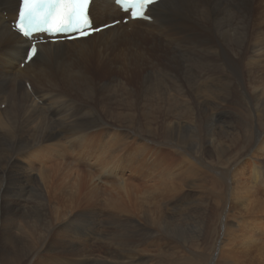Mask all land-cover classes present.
<instances>
[{
    "label": "bare ground",
    "instance_id": "1",
    "mask_svg": "<svg viewBox=\"0 0 264 264\" xmlns=\"http://www.w3.org/2000/svg\"><path fill=\"white\" fill-rule=\"evenodd\" d=\"M19 3L20 0H0V195H27L34 186H39L38 189L44 198L62 199L65 184V182L63 184V180H71L69 178L70 172H61L60 169L51 171L50 167L59 165L60 162L65 161L64 159L73 161L72 163L77 160L76 163L88 164V167L96 163V161L93 163L95 157L92 154L93 151L90 150H94L97 143L108 145L107 139L112 134L111 127H114V124L102 114L103 111L110 113L108 110L102 109L96 112L92 106L106 100L110 91L125 89L127 92L128 89L126 88L135 84L148 88L155 87L159 83L160 75L167 72L164 75L167 77L169 76L168 73H171V79H173V84L179 93L184 88L182 81L192 84L199 80L196 85H193V87L196 86L194 88L196 95L194 94V96L197 100L213 97L215 101L223 103L232 101L236 104L238 102L235 95L236 91L231 88L235 86L239 89L241 87L242 81L246 79V77L245 79L242 78L243 71H247L250 78L248 81L253 87L255 75L258 76L262 72L260 69H263L264 0H162V2L152 5L148 9L147 15L152 19L150 23L144 21H131L127 25L120 23L116 27L108 28L99 34L89 36L87 39L40 44L38 55L24 68H21V64L24 63L25 53L30 42L13 31L11 25L16 19ZM89 15L95 26L93 28L112 24L115 21L113 19H118L121 16L128 18V15L122 14L112 0H93ZM253 21L259 28L256 32L263 36L260 35V38L255 34L253 42L246 45L248 40L247 27ZM104 22L105 24H103ZM235 22H238L237 25L240 23V25L234 27ZM165 47L166 50H164ZM160 51L163 56L167 57L164 64L157 60L160 55L156 52ZM172 68L178 70L179 75L173 76L177 72H174ZM216 70L223 73L225 78L220 81L219 78L207 80L206 75L209 72H216ZM241 70L242 74L240 75ZM218 84L219 87L216 86ZM221 84L228 86L229 93H222ZM230 85H232L231 88ZM222 89L225 90L223 87ZM257 93L259 94V92ZM3 105L5 106L2 108L4 110L1 109ZM188 110L190 113L189 107ZM130 111L129 109L128 116L135 115ZM196 113L200 116L206 115L204 110L200 112L196 110ZM146 116L148 119L152 118V115L147 114ZM120 118L122 120V117ZM122 121L126 120L123 119ZM137 123L133 127L129 126L130 129H135ZM120 126L122 128L123 125ZM128 129L127 132L129 133ZM132 132L130 134H133ZM114 135L118 136V133ZM124 135L122 139L120 136V141L123 144L127 142L129 137L128 134L124 133ZM262 136L249 140L243 135H230L234 144L239 142V137H242L246 151L242 159L248 156L259 159L264 156V139ZM226 137L220 138V140ZM55 143L62 145L65 143L67 155L55 153L57 156H53L47 153L49 146ZM77 150H80V153ZM177 150L180 152H177L179 160L185 157L184 162L190 158L201 165L206 164L205 168H210V172L219 176L218 180L213 178L217 184L222 183L223 187L229 186L230 188L234 186L235 193L231 192V202H234L236 210H240L242 217H237L236 220H241L238 225L237 222H224L225 235L228 237L224 246L234 251V253L227 251L228 254L226 252L221 253V256H228L224 262L234 260L232 264H264V198L261 194L259 197L256 196L260 192L264 195V177L259 171L261 164H253L252 172L250 171L251 174L254 172V183H252V181L244 179L248 173L245 168L236 167L239 157L242 156L240 155L243 153L242 149L230 151L229 148L225 147V150H221L220 147L217 148L212 145L211 151L209 153L203 152L199 158L190 156L184 146L177 145ZM100 151L98 149L99 153ZM97 153L96 155H100V157L105 155V151L100 154ZM166 154L164 155L165 158ZM175 156L173 153V161ZM129 157L130 166L133 167L131 156ZM209 159L218 161L217 164L220 165H226V162L231 163L233 167L227 168V165L225 169L215 171L214 162H208ZM44 167L46 168L44 169ZM230 168H232V172ZM39 169L44 171L39 174L34 173ZM221 171L225 172L222 173ZM222 174L226 175H223L222 178ZM228 176L232 179L231 181H227ZM152 177L154 178V176ZM182 180L188 184L195 182L190 176L187 177L184 174ZM74 181H76L75 178ZM72 184L76 185L75 182ZM176 190H179L178 187L174 189V193ZM140 192L139 195L136 192L135 203L132 202V194L127 193L125 195L122 201L117 204L122 212L134 217L133 213L141 208V210H145V215L147 211L151 224L152 222H156V225L168 223V219L162 213H158L159 209H145L153 204L154 198L145 195L142 197ZM140 198H142L143 202H140L143 204L139 202ZM224 198L226 199L223 205L226 206L228 197L225 196ZM220 199H222L221 196ZM151 201L153 202L151 203ZM217 204L219 207L220 202ZM156 206L158 207V204ZM116 208L118 207L116 206ZM169 227L171 228V226ZM28 230L32 236L36 235L35 230L31 228ZM97 235L96 232L95 241ZM222 235L224 237V234ZM138 237L143 238L141 235ZM254 249L263 250L261 253L263 256L260 254L261 257L258 260L254 259L250 262L252 256L250 251H255ZM223 250H225L224 247ZM192 251L188 250L191 254ZM235 251L239 252L241 257L231 258L236 253ZM202 259L207 260V264H220L223 260V258L216 260L212 257L206 259L205 256H202ZM217 261L219 263H216ZM244 261L245 263H242Z\"/></svg>",
    "mask_w": 264,
    "mask_h": 264
},
{
    "label": "rangeland",
    "instance_id": "2",
    "mask_svg": "<svg viewBox=\"0 0 264 264\" xmlns=\"http://www.w3.org/2000/svg\"><path fill=\"white\" fill-rule=\"evenodd\" d=\"M122 18L124 17L121 16L113 20L117 21ZM237 24L238 22H235L234 27L240 25V23ZM257 30L259 28L255 21L248 25L246 45L253 42L255 34L257 37L262 35L257 33ZM156 53L160 55L157 57L158 62L164 64L167 57L163 56L161 51ZM170 58L172 57L170 56ZM262 67L263 69H260L262 72L258 76L255 75L253 87L248 81L250 78L247 71H243L242 78L246 77V79L241 80L242 85L239 89L230 85V88L232 87L231 89L236 91L235 95L238 99L236 104L232 101L229 103L215 101L213 97L197 100L194 96V94L196 95L194 89L196 86L193 87L199 81L196 79L197 76L194 77L197 81L192 84L182 81L184 88L179 93L173 84L171 73H168L169 76H165L167 72L160 75L159 78L163 79H159L156 88L135 84L128 86L127 92L125 89L110 91L106 100L92 106L96 112L102 109L108 110L110 113L103 111L102 114L114 124V127H111L112 134L107 139L108 145L97 143L95 149L90 150L93 151L92 154L95 157L93 161V163L96 161L93 165L95 168L91 165L88 167L89 165L86 163V165L76 163V158L77 165L72 163L73 161L64 159L65 161L60 162L59 165L50 167L51 171L60 169L61 172H70L71 180H63V184L64 182L65 184L62 199L44 198L38 189L39 186H34L27 195H0V264H207V260H203L202 256H205L206 259L212 257L216 260L223 258L220 264H232L234 260L224 262L228 256H221V253L228 254L227 251L234 253L224 246L227 243L226 238H228L225 235L224 224L229 221L237 222L238 225L241 220L236 219L238 216L242 217L240 210H236L234 202H231V195L233 192L235 193L234 186L230 185V188L229 186L223 187L222 183L217 184L215 180H218L219 176L210 172V168H205L206 164L201 165L190 158L184 162L185 157L179 160L178 153L180 152L177 150V145L186 147L190 156L194 158H199L203 152L209 153L212 145L220 147L221 150H225V147L230 151L242 149L243 153H240L242 156L239 157L236 167L241 166L248 172L244 179L254 183V172L251 174L254 163L261 164L259 171L264 177V156L259 159L249 156V158L242 159L246 153L242 137H239V142L236 144L230 137L231 134H239L253 140V138L263 135L264 139V62ZM172 70L177 72L173 76L179 75L178 70L174 68ZM209 73L206 75V79L210 81L218 78L220 81L225 78V75L223 76V73L218 70ZM239 74H242V70ZM224 83H226L225 80ZM223 85L221 84L220 87L222 93H229L228 86ZM254 92L256 93L254 94ZM240 99L243 102L239 101ZM188 107L191 109L190 113ZM129 109L135 115L128 116ZM196 110L199 112L204 110L206 115L200 116ZM147 114L152 115V118L148 119ZM197 116L200 117L197 118ZM119 117L126 121L123 122ZM119 121L122 123L120 124ZM136 123L135 129H130L129 126L133 127ZM120 125H123L122 128ZM117 133L118 136H115L114 134ZM124 133L128 134L129 140L127 139V142L123 144L120 141V136L122 139ZM225 136H227L225 139L220 140ZM116 138L119 141L115 140ZM66 146L65 143L64 145L61 143L51 144L47 153L53 156L67 155ZM98 149L102 152L105 151V155L101 157L96 155ZM77 151L80 153V150ZM101 151L100 153H102ZM85 152L87 153V151ZM173 153L176 155L174 161ZM165 154L167 160L164 157ZM95 155L98 156V159ZM129 156L134 164L133 167L130 166ZM118 160L120 161L118 162ZM208 162H214L215 171L223 170L227 165V168L233 167L231 163L229 166L226 161V165L217 164L219 162L216 160L209 159ZM100 163L103 165L101 166ZM230 169L232 172V168ZM43 171L39 169L34 173L39 174ZM88 174L89 176H87ZM183 174L187 177L190 176L195 182L189 184L183 182ZM223 175L226 174H222V178ZM228 175L230 176L229 173ZM85 176L86 180L84 181ZM229 176L227 181L232 180ZM74 178L77 182L74 181ZM78 180H80L79 183H82L81 185ZM74 182L76 185L72 184ZM177 187L179 190L174 193V189ZM136 192L138 195L140 192L142 197L144 195L152 196L154 202L151 201V203L153 202L154 205L145 209H159L158 213H162L168 219H166L168 223L156 225V222H152L151 224L147 211L145 215V210H141V208L133 213L135 216L131 214L134 217H130L127 213L124 214L117 204L127 193L132 194V202L135 203ZM260 194L264 198L261 192L256 196L259 197ZM225 196L228 197L227 207L223 205ZM140 201L143 202L142 198L139 199ZM142 202L140 203L143 204ZM217 202H220L219 207ZM155 203L158 204V207ZM30 228L36 231L35 236L29 232ZM96 232L98 235L95 241ZM139 235L143 238L138 237ZM139 240H143V242ZM186 248L190 249L186 250ZM188 250H193L192 254ZM254 250L250 251V254L252 253L250 262L254 259L258 260L263 251ZM235 252L231 258L241 257L239 252ZM261 255L263 256V254Z\"/></svg>",
    "mask_w": 264,
    "mask_h": 264
},
{
    "label": "snow or ice",
    "instance_id": "3",
    "mask_svg": "<svg viewBox=\"0 0 264 264\" xmlns=\"http://www.w3.org/2000/svg\"><path fill=\"white\" fill-rule=\"evenodd\" d=\"M130 5L133 19H140L147 9L162 0H126ZM89 0H22L16 28L19 34L30 37L45 25L49 31L66 33L79 32L80 36L89 33L84 29L91 27L90 18L86 15V6ZM107 27V25H105ZM101 29L92 28V31ZM38 55L36 45L25 53L27 60L31 61Z\"/></svg>",
    "mask_w": 264,
    "mask_h": 264
}]
</instances>
